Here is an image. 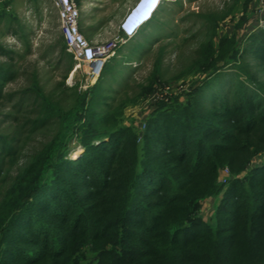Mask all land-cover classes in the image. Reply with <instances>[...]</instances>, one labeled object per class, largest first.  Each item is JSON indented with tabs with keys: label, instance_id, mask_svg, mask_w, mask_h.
Instances as JSON below:
<instances>
[{
	"label": "trees",
	"instance_id": "trees-1",
	"mask_svg": "<svg viewBox=\"0 0 264 264\" xmlns=\"http://www.w3.org/2000/svg\"><path fill=\"white\" fill-rule=\"evenodd\" d=\"M206 18L189 66L203 78L183 100L151 101L141 132L124 110L162 84L160 60L132 97L104 93L113 58L68 108L34 82L36 108L0 131V264H264V159L253 164L264 156V31L241 46L218 36L224 14ZM12 72L0 62V94Z\"/></svg>",
	"mask_w": 264,
	"mask_h": 264
},
{
	"label": "rangeland",
	"instance_id": "rangeland-1",
	"mask_svg": "<svg viewBox=\"0 0 264 264\" xmlns=\"http://www.w3.org/2000/svg\"><path fill=\"white\" fill-rule=\"evenodd\" d=\"M5 1L0 5V11L5 8V13H0V42L7 54H0V62L11 63L13 76L0 94V131L12 133L23 115L36 108L33 93L30 92L34 82L46 95L68 108L79 93L89 91L99 76L93 74L92 66L78 64L66 47L63 48L57 8L52 0ZM76 2L80 9V31L92 44L119 40L117 47L121 45L120 51L115 49L105 61L113 58L112 63L116 64L113 74L103 76V84L109 87L104 93L115 95L119 92L121 96H134L160 60L159 80L162 84L155 91L159 89L165 96L153 102H171L177 97L183 100L185 93L203 78L200 72L189 66L195 57L197 44L209 33L206 16L224 14V19L218 20V36L236 33L241 46L248 34L264 31V0H169L139 34L121 39L118 38L119 22L133 0ZM134 47L137 50L131 53ZM99 66L96 65L95 72ZM230 72V69L224 70L226 74ZM17 108L18 111H15ZM152 110L150 101L140 98L124 110L122 124H135L141 132L144 119ZM51 134L52 129L30 135L25 143H21L24 145L21 155H29L31 149L46 141ZM77 138L73 134L69 141L70 158H78L83 152ZM263 159L264 156H261L253 164ZM224 176L221 171L220 183H223L221 178ZM214 203L212 197L204 201L200 214L203 219L208 220L211 216Z\"/></svg>",
	"mask_w": 264,
	"mask_h": 264
},
{
	"label": "built area",
	"instance_id": "built-area-1",
	"mask_svg": "<svg viewBox=\"0 0 264 264\" xmlns=\"http://www.w3.org/2000/svg\"><path fill=\"white\" fill-rule=\"evenodd\" d=\"M52 2L57 8L59 26L67 52L71 53L73 59L78 64L92 66L94 69V73H92L98 77L105 61L117 48L119 40H114L112 43L92 44L80 31V9L76 0H52ZM6 9H8V7H6ZM118 35V38H124L120 33H118ZM97 64H100V66L95 72ZM90 70H92V68H90ZM160 92L161 90L157 89L147 100L151 102L158 100L160 96L164 97L165 94ZM222 172L225 176L221 178V182L224 183L228 171L224 169Z\"/></svg>",
	"mask_w": 264,
	"mask_h": 264
},
{
	"label": "clouds",
	"instance_id": "clouds-1",
	"mask_svg": "<svg viewBox=\"0 0 264 264\" xmlns=\"http://www.w3.org/2000/svg\"><path fill=\"white\" fill-rule=\"evenodd\" d=\"M169 0H133L124 12L118 30L124 38L139 34L154 20L163 5Z\"/></svg>",
	"mask_w": 264,
	"mask_h": 264
},
{
	"label": "crops",
	"instance_id": "crops-1",
	"mask_svg": "<svg viewBox=\"0 0 264 264\" xmlns=\"http://www.w3.org/2000/svg\"><path fill=\"white\" fill-rule=\"evenodd\" d=\"M3 1H5V0H0V5H2V3H3ZM213 201H214V198H213ZM205 205H209V203H205ZM203 207H204V203H203ZM203 209V208H202Z\"/></svg>",
	"mask_w": 264,
	"mask_h": 264
},
{
	"label": "bare ground",
	"instance_id": "bare-ground-1",
	"mask_svg": "<svg viewBox=\"0 0 264 264\" xmlns=\"http://www.w3.org/2000/svg\"><path fill=\"white\" fill-rule=\"evenodd\" d=\"M76 157V156H75Z\"/></svg>",
	"mask_w": 264,
	"mask_h": 264
}]
</instances>
